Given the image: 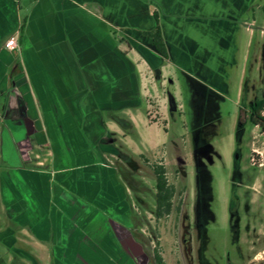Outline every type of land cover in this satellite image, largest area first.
<instances>
[{"label": "crops", "instance_id": "1", "mask_svg": "<svg viewBox=\"0 0 264 264\" xmlns=\"http://www.w3.org/2000/svg\"><path fill=\"white\" fill-rule=\"evenodd\" d=\"M238 4L0 0V104L11 89L25 99L29 118L46 129L50 163L40 172L17 162L1 175L0 222L12 227L0 225V264H121L122 238L109 222L120 230L133 211L109 157L121 151L118 140L135 143V119L111 113L140 107L148 76L164 84L173 66L219 92L222 66L232 59L227 16ZM155 15L167 46L163 60L142 34L155 27ZM121 31L137 32L134 44ZM11 38L15 49L6 47Z\"/></svg>", "mask_w": 264, "mask_h": 264}, {"label": "rangeland", "instance_id": "2", "mask_svg": "<svg viewBox=\"0 0 264 264\" xmlns=\"http://www.w3.org/2000/svg\"><path fill=\"white\" fill-rule=\"evenodd\" d=\"M235 1L239 3L240 10L243 8V2L244 4L248 2ZM255 3L253 10L243 16L245 24H239L238 28L233 24L229 28L231 40L224 39L231 44L229 50L232 59L222 66L226 91L222 93L223 99L217 101L220 122L208 129L209 133H213L208 142L222 156V160L215 159V163L209 167L212 176L211 186L215 195L223 190L231 175L235 129L242 99L247 103L255 96L264 97V16L260 11L264 0H256ZM236 16L237 13L227 17L234 22ZM225 30H228V27ZM136 33L121 31L118 36L134 42ZM130 57L134 58L133 55ZM168 71L164 84L161 79L155 82L148 76V88L144 90L146 94L143 93V103L140 107L111 113L123 119L130 117L135 119L133 138L135 143L128 140L125 144L118 140L119 148L131 162L125 163L117 157H109V161L120 170L122 183L128 189V204L133 211L131 234L156 235L159 238L158 247L164 253L166 261L164 264H181L179 258L184 257L183 252L186 254L188 252L183 249L197 247L195 239L191 245L182 242V235H187L185 236L187 239L189 235H193L194 238L198 235L194 220L197 187L193 159L194 143L188 128L192 114L190 103L192 86L188 77L177 67L173 66ZM170 94L177 105V110L171 113L168 109ZM121 135L120 132L116 136L121 138ZM137 136L144 141L139 140ZM240 145L245 149L246 157L255 158L257 151L264 155V133L247 122ZM9 157L11 158L9 162L15 165L17 161L12 155ZM178 158L184 164L177 161ZM156 165L165 167L167 181L175 189L172 210L169 215L162 218H157L154 214L156 177L153 167ZM214 208L216 209V203ZM213 228L216 231V227ZM191 254L196 255V252ZM7 257L4 256V260L7 261L9 258Z\"/></svg>", "mask_w": 264, "mask_h": 264}, {"label": "flooded vegetation", "instance_id": "3", "mask_svg": "<svg viewBox=\"0 0 264 264\" xmlns=\"http://www.w3.org/2000/svg\"><path fill=\"white\" fill-rule=\"evenodd\" d=\"M247 1V5L243 2L242 10L239 9L234 19L233 24H236L237 28L239 24H245L244 14L252 11L253 5L256 4V0ZM263 10L264 4L260 6L264 16ZM152 61L156 60L152 59ZM154 72L160 76L157 68ZM188 79L192 86L190 96L192 114L188 128L195 150L196 142L202 145L209 143L213 133H209L208 129L220 122L217 101L223 99L222 93L226 91V84L220 80L217 81L219 93L195 78L188 77ZM13 91L11 89L6 92L2 97L4 102L0 104V108L3 109L0 113V189H2L1 175L4 169L13 166L9 155H12L22 167L40 172L45 171L50 164L45 143L46 129L40 131L36 127L28 116L25 99ZM256 98L257 96L249 100L247 105ZM239 107L231 175L219 194L215 195L211 186L212 176L209 171L211 164L208 162L210 155L206 154L203 158L205 164L198 162V166L193 156L197 182L194 220L198 235H195V238L189 235V239L185 238L187 235H182L181 239L182 242L190 245L195 239L197 247L183 249L190 253L187 252V255L183 252L184 257L179 254L182 258H179L181 264L185 262L190 264H264V155H260L257 151L256 157L252 159L249 156L246 157L245 149L240 147L247 122L253 127L259 128V126L251 123L248 108L243 105ZM168 109L170 113L177 110L176 103L174 100L170 102V97ZM100 147L101 149L108 147V140L105 139ZM112 151L118 159H122L125 163L131 162V159L120 150L112 149ZM211 155H213L214 163L215 159L222 160L221 154L214 149ZM177 161L184 164L180 158ZM1 224L5 229L12 227L4 219L0 222ZM109 224L111 234L121 235L122 238L121 264H164L166 262L164 253L158 247L159 238L156 235H132L130 221L120 230H117L110 222ZM213 227H216V231ZM19 235H23L21 231ZM194 251L196 255L191 254Z\"/></svg>", "mask_w": 264, "mask_h": 264}, {"label": "trees", "instance_id": "4", "mask_svg": "<svg viewBox=\"0 0 264 264\" xmlns=\"http://www.w3.org/2000/svg\"><path fill=\"white\" fill-rule=\"evenodd\" d=\"M264 11V10H263ZM155 27L150 31H143L142 34L151 39V48L159 56L161 60L167 57V46L162 35V30L158 22V17L155 15ZM24 32V28L21 31ZM130 44H134L129 42ZM161 63L157 65L159 70ZM195 81V80H193ZM242 99V105L248 108L250 112V121L253 125L259 126L260 130L264 133V97H257L252 100L249 105ZM153 173L156 177V195L155 203L156 207L154 214L157 218H162L165 215H169L172 210V199L175 193V189L167 181L166 170L162 165H156L153 167Z\"/></svg>", "mask_w": 264, "mask_h": 264}, {"label": "water", "instance_id": "5", "mask_svg": "<svg viewBox=\"0 0 264 264\" xmlns=\"http://www.w3.org/2000/svg\"><path fill=\"white\" fill-rule=\"evenodd\" d=\"M152 49V48H151ZM170 102L171 100H173V97L170 94ZM175 102V101H174ZM177 108V105H176ZM195 150L193 152V156L195 158L196 161V165L198 166V162H203V158L206 154L210 155V159L208 160L209 164H213L214 163V159H213V155H211L212 151H213V145L211 143L202 145L199 142L195 143ZM212 157V158H211ZM206 158V157H205ZM204 163V162H203ZM205 164V163H204Z\"/></svg>", "mask_w": 264, "mask_h": 264}, {"label": "built area", "instance_id": "6", "mask_svg": "<svg viewBox=\"0 0 264 264\" xmlns=\"http://www.w3.org/2000/svg\"><path fill=\"white\" fill-rule=\"evenodd\" d=\"M6 47L8 49H15L17 47V41L15 38H11L6 42Z\"/></svg>", "mask_w": 264, "mask_h": 264}]
</instances>
